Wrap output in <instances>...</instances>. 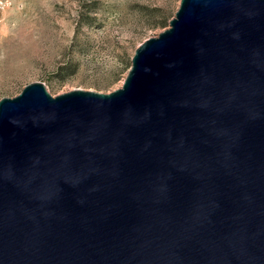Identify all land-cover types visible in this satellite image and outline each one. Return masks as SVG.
<instances>
[{
	"label": "water",
	"instance_id": "water-1",
	"mask_svg": "<svg viewBox=\"0 0 264 264\" xmlns=\"http://www.w3.org/2000/svg\"><path fill=\"white\" fill-rule=\"evenodd\" d=\"M0 264H264V0H181L110 93L3 97Z\"/></svg>",
	"mask_w": 264,
	"mask_h": 264
},
{
	"label": "rangeland",
	"instance_id": "rangeland-1",
	"mask_svg": "<svg viewBox=\"0 0 264 264\" xmlns=\"http://www.w3.org/2000/svg\"><path fill=\"white\" fill-rule=\"evenodd\" d=\"M6 1L0 10V100L36 81L53 96L121 88L136 49L169 26L181 2Z\"/></svg>",
	"mask_w": 264,
	"mask_h": 264
},
{
	"label": "built area",
	"instance_id": "built-area-1",
	"mask_svg": "<svg viewBox=\"0 0 264 264\" xmlns=\"http://www.w3.org/2000/svg\"><path fill=\"white\" fill-rule=\"evenodd\" d=\"M7 5L6 0H0V10L3 9Z\"/></svg>",
	"mask_w": 264,
	"mask_h": 264
},
{
	"label": "trees",
	"instance_id": "trees-1",
	"mask_svg": "<svg viewBox=\"0 0 264 264\" xmlns=\"http://www.w3.org/2000/svg\"><path fill=\"white\" fill-rule=\"evenodd\" d=\"M167 26H168V23H167V21H165V22H163V23H162V27H164V28H165V27H167Z\"/></svg>",
	"mask_w": 264,
	"mask_h": 264
}]
</instances>
